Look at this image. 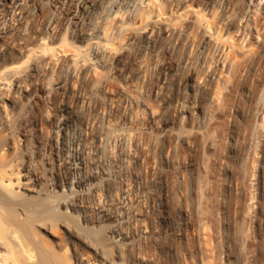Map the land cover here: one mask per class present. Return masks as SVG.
<instances>
[{"label": "rangeland", "instance_id": "1", "mask_svg": "<svg viewBox=\"0 0 264 264\" xmlns=\"http://www.w3.org/2000/svg\"><path fill=\"white\" fill-rule=\"evenodd\" d=\"M250 1L144 0L87 31L46 4L4 36L0 176L29 181L6 198L9 264H264V0ZM97 37L114 64L91 54Z\"/></svg>", "mask_w": 264, "mask_h": 264}, {"label": "bare ground", "instance_id": "2", "mask_svg": "<svg viewBox=\"0 0 264 264\" xmlns=\"http://www.w3.org/2000/svg\"><path fill=\"white\" fill-rule=\"evenodd\" d=\"M140 1L144 0H0V7H7L9 10V14L7 16H0V41H3L4 36L8 34L10 30L17 27L19 20L25 17L29 10L32 8L40 9V7L46 4L55 11L54 13H62L68 17L70 19V23L75 28L87 31L92 24L95 22L98 24L105 18H112L116 26H120L127 18L132 15L135 5ZM252 1L253 0H251L250 3ZM183 4L185 6L186 2ZM54 26L55 21L52 19L49 21L48 27L53 28ZM147 29H143V33L148 36L147 38H149L151 34L147 31ZM140 32H142V30ZM104 45V42L100 38H95L89 46L91 54L96 58L101 59L104 65L114 64L116 62L114 59L111 60V62L104 60L108 54L106 45ZM85 63L86 61H84V59L81 60L80 58H77L75 64L83 66L82 69L89 68V66H87ZM15 86L16 83L14 80L10 81L6 78L0 79V88L3 90L12 89ZM64 126L65 125H63V128ZM12 148H14V150H19V144L14 142L12 144ZM1 149L0 143V167L3 164ZM2 176H0V264H9V260L7 259L8 249H6L3 239H1L4 233H6L8 230V220L5 212L7 211L6 208L8 207L7 205L9 201H7L6 198L7 195L9 196V194L11 195L20 192L26 185H28L29 181L25 179L20 172L11 173L6 177V179H3ZM97 209L100 213H103L105 208L99 204ZM18 225L21 226L20 222ZM17 228L18 231L15 232L18 240L20 239L21 232H19V227ZM109 232L111 235H113L116 230L113 227H110ZM84 264L90 263L85 261Z\"/></svg>", "mask_w": 264, "mask_h": 264}]
</instances>
